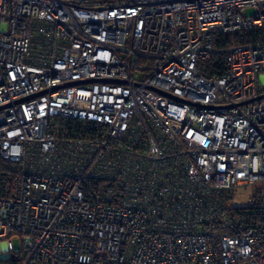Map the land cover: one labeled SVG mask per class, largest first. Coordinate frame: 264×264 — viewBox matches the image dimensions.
I'll return each mask as SVG.
<instances>
[{"label": "built area", "instance_id": "1", "mask_svg": "<svg viewBox=\"0 0 264 264\" xmlns=\"http://www.w3.org/2000/svg\"><path fill=\"white\" fill-rule=\"evenodd\" d=\"M252 30L264 0H0V264H264V33L200 69Z\"/></svg>", "mask_w": 264, "mask_h": 264}, {"label": "trees", "instance_id": "2", "mask_svg": "<svg viewBox=\"0 0 264 264\" xmlns=\"http://www.w3.org/2000/svg\"><path fill=\"white\" fill-rule=\"evenodd\" d=\"M119 0H98V3L113 4ZM123 1V0H122ZM95 2V3H96ZM263 30L252 31H235L233 33H221L215 38L214 50L210 58L201 63L200 69L202 74L207 76H221L227 69L226 53L230 46L240 43H248L259 39ZM13 175V167L11 164L0 160V177L4 175ZM240 208H235V212H239ZM254 214H258L255 212ZM16 264L20 261L19 258L14 260ZM8 261H4L6 263Z\"/></svg>", "mask_w": 264, "mask_h": 264}, {"label": "rangeland", "instance_id": "3", "mask_svg": "<svg viewBox=\"0 0 264 264\" xmlns=\"http://www.w3.org/2000/svg\"><path fill=\"white\" fill-rule=\"evenodd\" d=\"M84 1H88L92 4H107V3H98L96 1L98 0H84ZM122 0H119L115 3H118ZM96 2V3H95ZM113 3V4H115ZM247 15L251 16L254 14V10L253 9H248L247 11ZM261 184H253V185H242L239 186L237 188L236 191V195L235 198L231 201V206H235V207H245L247 205H249L251 203V198L253 193L260 188ZM13 243H14V247L15 249H21V243L18 239H13ZM3 250V245L0 244V251Z\"/></svg>", "mask_w": 264, "mask_h": 264}, {"label": "water", "instance_id": "4", "mask_svg": "<svg viewBox=\"0 0 264 264\" xmlns=\"http://www.w3.org/2000/svg\"><path fill=\"white\" fill-rule=\"evenodd\" d=\"M263 97H264V95H263V96H260V97H258V98H256V100H257V99H261V98H263ZM251 101H252V100H251Z\"/></svg>", "mask_w": 264, "mask_h": 264}]
</instances>
